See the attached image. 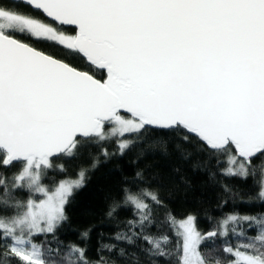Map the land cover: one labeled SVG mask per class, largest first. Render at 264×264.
Wrapping results in <instances>:
<instances>
[{
    "label": "snow or ice",
    "instance_id": "1",
    "mask_svg": "<svg viewBox=\"0 0 264 264\" xmlns=\"http://www.w3.org/2000/svg\"><path fill=\"white\" fill-rule=\"evenodd\" d=\"M42 45L79 57L89 70ZM150 130L195 138L226 165L225 177L258 175L264 201V0H0V168L20 166L10 178L0 174V264H106L58 236L87 169L44 180L65 172L56 159L83 146L101 148L107 159ZM126 183L121 206L133 218L118 242H146L145 251L169 264H264V215L228 213L201 231L195 215L169 212L178 237L169 251L168 235L147 234L152 206H162L158 194ZM81 237L86 243L88 232Z\"/></svg>",
    "mask_w": 264,
    "mask_h": 264
},
{
    "label": "trees",
    "instance_id": "2",
    "mask_svg": "<svg viewBox=\"0 0 264 264\" xmlns=\"http://www.w3.org/2000/svg\"><path fill=\"white\" fill-rule=\"evenodd\" d=\"M65 30L72 31L70 27ZM41 47L82 70H89L79 57H73L60 48ZM182 136L183 133L151 131L147 138L137 141L123 155L105 159L100 154L101 148L87 145L72 158L56 159L54 162L63 164L65 172H53L56 174L54 180L64 176L74 177L81 168L87 169L84 187L75 193L67 206L68 220L59 229L60 240L65 244L76 243L86 247L89 259L103 258L106 264H169V260L145 251L149 247L146 242L129 245L126 241L115 239L117 232L125 230L124 222L133 218L130 208L121 206L122 189L130 186L126 182L132 181H137L139 187L156 192L162 201V206H152L154 225L149 227L147 234L156 237L168 235L170 239L166 247L169 251L178 242V237L166 223L169 212L177 219L188 214L195 215L201 231L210 230L228 213L264 215V201L257 198L258 175L247 182L221 175V169L226 165L210 160L195 138L185 142ZM104 147L110 152L116 150L114 143H107ZM94 161L97 162L95 168L92 167ZM260 162L259 157L254 160L257 166ZM19 167L17 164L7 169L0 168V174L10 178ZM137 172L141 173L140 178L136 177ZM226 186L230 191L225 190ZM233 193L239 195L234 197ZM15 195L18 199L27 198L26 192H16ZM114 206L115 211L109 216ZM85 231L88 232L86 243L81 237ZM253 234L249 232V235ZM103 245L115 247L112 251H98Z\"/></svg>",
    "mask_w": 264,
    "mask_h": 264
},
{
    "label": "rangeland",
    "instance_id": "3",
    "mask_svg": "<svg viewBox=\"0 0 264 264\" xmlns=\"http://www.w3.org/2000/svg\"><path fill=\"white\" fill-rule=\"evenodd\" d=\"M55 175H56V174H54L53 172H50V173L48 174V178L44 180V183H46V184L50 183L52 180L55 179ZM182 219H183V218H182Z\"/></svg>",
    "mask_w": 264,
    "mask_h": 264
},
{
    "label": "water",
    "instance_id": "4",
    "mask_svg": "<svg viewBox=\"0 0 264 264\" xmlns=\"http://www.w3.org/2000/svg\"><path fill=\"white\" fill-rule=\"evenodd\" d=\"M67 27V26H66Z\"/></svg>",
    "mask_w": 264,
    "mask_h": 264
}]
</instances>
